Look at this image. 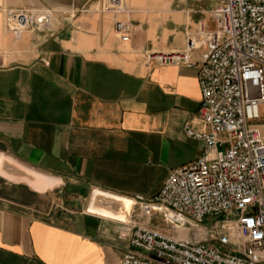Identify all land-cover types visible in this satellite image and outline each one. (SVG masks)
<instances>
[{
  "label": "crops",
  "instance_id": "1",
  "mask_svg": "<svg viewBox=\"0 0 264 264\" xmlns=\"http://www.w3.org/2000/svg\"><path fill=\"white\" fill-rule=\"evenodd\" d=\"M216 2L123 0L114 12L107 0H0V154L59 177L56 187L76 195L157 194L170 170L202 154L184 124H204L197 65L155 56L183 51L200 21L212 29ZM20 9L50 10L52 23L16 36L5 17ZM116 20L130 23L126 39ZM258 127L264 134V122ZM5 179L0 264H120L123 226L107 219L120 220L86 210L61 224L36 208L35 190ZM151 225L161 227L159 218Z\"/></svg>",
  "mask_w": 264,
  "mask_h": 264
},
{
  "label": "built area",
  "instance_id": "2",
  "mask_svg": "<svg viewBox=\"0 0 264 264\" xmlns=\"http://www.w3.org/2000/svg\"><path fill=\"white\" fill-rule=\"evenodd\" d=\"M107 5L124 8L123 0ZM211 16L214 27L200 21L183 51L155 56L198 67L204 128L183 130L202 154L170 170L154 196L131 197L137 220L117 221L127 242L120 264H264V0H217ZM5 21L19 36L48 28L52 11L9 10ZM114 30L126 39L130 23L116 20ZM155 216L163 226L151 225Z\"/></svg>",
  "mask_w": 264,
  "mask_h": 264
},
{
  "label": "rangeland",
  "instance_id": "3",
  "mask_svg": "<svg viewBox=\"0 0 264 264\" xmlns=\"http://www.w3.org/2000/svg\"><path fill=\"white\" fill-rule=\"evenodd\" d=\"M4 169L7 172L13 173L17 176L25 175V173L22 170L18 169L15 165L9 162H5ZM5 181L10 183H19L21 185H25L28 189H30L29 186L24 181L21 180L13 181V180L5 179ZM64 187H65L64 185L58 187L55 186L41 193L34 191V204L42 215L47 213L46 216L52 218L54 221L67 226H73L74 219H76L77 216L87 212L86 207L88 204L91 191L87 192V194L85 195H76L74 193H70L69 191L66 190V187L65 188ZM95 203L99 206H104L112 210H118L120 208V205L118 203H115L114 201L106 198L104 199L103 197H97ZM91 214L92 213H90V215ZM130 215L132 216L131 217L132 221L137 220L136 210L134 212L130 211ZM98 217L103 218L101 216ZM103 219H107V218H103ZM128 219L130 220L129 216H127L126 220ZM107 220H109L112 223L120 224L116 220H111V219H107ZM159 223L161 226H163L160 219H159Z\"/></svg>",
  "mask_w": 264,
  "mask_h": 264
},
{
  "label": "bare ground",
  "instance_id": "4",
  "mask_svg": "<svg viewBox=\"0 0 264 264\" xmlns=\"http://www.w3.org/2000/svg\"><path fill=\"white\" fill-rule=\"evenodd\" d=\"M5 162L12 163L18 169L22 170L25 175L17 176L13 173L7 172L4 169ZM0 176L13 181H24L31 189L37 192H44L57 186L61 182L59 177L21 165L11 157H8L2 153L0 154ZM97 197H103L104 199L106 198L112 200L115 203H118L120 208L116 211H113L107 207L99 206L95 203ZM132 204L133 200L130 197L117 195L100 189H94L90 194L86 210L90 213L98 214L104 217L126 220L128 214L130 213Z\"/></svg>",
  "mask_w": 264,
  "mask_h": 264
}]
</instances>
